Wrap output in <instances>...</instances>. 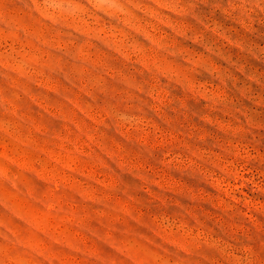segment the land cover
<instances>
[{"label": "rangeland", "instance_id": "374dc122", "mask_svg": "<svg viewBox=\"0 0 264 264\" xmlns=\"http://www.w3.org/2000/svg\"><path fill=\"white\" fill-rule=\"evenodd\" d=\"M0 264H264V0H0Z\"/></svg>", "mask_w": 264, "mask_h": 264}]
</instances>
